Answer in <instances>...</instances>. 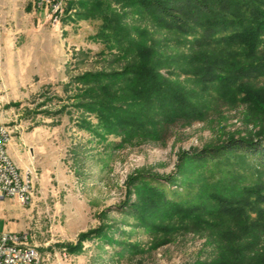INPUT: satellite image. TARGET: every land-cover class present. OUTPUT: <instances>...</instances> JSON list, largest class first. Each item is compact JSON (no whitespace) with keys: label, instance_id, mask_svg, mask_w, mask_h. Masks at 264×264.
<instances>
[{"label":"rangeland","instance_id":"1","mask_svg":"<svg viewBox=\"0 0 264 264\" xmlns=\"http://www.w3.org/2000/svg\"><path fill=\"white\" fill-rule=\"evenodd\" d=\"M208 1L185 29L143 0H69L56 17L0 0V124L33 189L28 203L0 199V232L27 233L43 264L264 260V168L229 151L198 158L264 134V74L218 68L264 60V34L257 53L240 49L226 0ZM132 64L164 83L146 103L121 90L135 78L109 76ZM89 86L118 94L102 95L115 98L104 113ZM128 117L144 131L125 132Z\"/></svg>","mask_w":264,"mask_h":264},{"label":"trees","instance_id":"2","mask_svg":"<svg viewBox=\"0 0 264 264\" xmlns=\"http://www.w3.org/2000/svg\"><path fill=\"white\" fill-rule=\"evenodd\" d=\"M223 3L224 6L221 8H225V17L227 15H231L232 17L230 21L226 20L224 28H229L230 25L235 29L233 33H230L229 41L236 44V46L242 50L247 49L252 53H257V50L262 43L260 37L264 34V0H226ZM212 5L213 4L209 1L207 2V0H143L142 2L144 11L152 12L166 20L168 23L185 29L191 28V16L189 13L194 10H200L211 14L214 11ZM216 7L219 8L220 6L216 4ZM231 43H229V45H232ZM248 57H251V54L248 55ZM250 59L252 60L245 63L243 66L239 65L234 69L229 70L227 66H219L218 68H221L220 70L223 72L228 71L231 75L235 76H244L246 74L250 76L252 73L264 74V60ZM158 74L159 73L155 72V67L152 65L132 64L126 71L114 73L109 76L121 77L122 82L128 80V78H135L136 80L133 83L126 85V88L121 87V90L124 91L126 89L129 92L128 95H132L131 97L135 102L146 103L147 101L144 98L145 95H155L154 93H157V91L160 92L161 87L164 84L162 79L158 77ZM221 80H223V78ZM103 90L104 88L98 90L93 87L85 90V93L88 94L86 96L91 99V102L89 101L88 104H91L92 110L100 113H104V109L110 107L109 102L115 99L107 98V96L103 97L102 95H105L104 93H107V95H118L115 93V90L111 91V89H109L104 93ZM244 90L247 93L246 95H249L248 98L255 99L256 95H258L246 86L244 87ZM117 118L121 120L118 115ZM119 125H125V132L137 133L144 131L142 126L136 123L133 119H130V117L125 119V121L123 118V121H121ZM225 151L235 152V155L239 156V158L242 157V159H247L251 156L257 160V165L264 168V134L250 139L242 137L230 138L220 147H211L208 150L204 149L198 154V158L207 160L208 158H213L218 152L221 153ZM91 235L92 233L83 234L80 237V242L78 244L70 245L68 248L71 251L78 250L81 248V242ZM198 264H264V260L252 263L224 261L221 263Z\"/></svg>","mask_w":264,"mask_h":264},{"label":"built area","instance_id":"3","mask_svg":"<svg viewBox=\"0 0 264 264\" xmlns=\"http://www.w3.org/2000/svg\"><path fill=\"white\" fill-rule=\"evenodd\" d=\"M68 0H38V6L44 5L50 16H55L62 11L63 5ZM4 138H9V133H4L0 127V199L9 197L22 203H28V187H22L13 166L8 159H3L2 144ZM39 249H33L30 245V237L27 233L17 231L0 232V264H37Z\"/></svg>","mask_w":264,"mask_h":264},{"label":"bare ground","instance_id":"4","mask_svg":"<svg viewBox=\"0 0 264 264\" xmlns=\"http://www.w3.org/2000/svg\"><path fill=\"white\" fill-rule=\"evenodd\" d=\"M0 127H2V129L4 130V133H9L6 126L0 124ZM8 142H9V138H4V143L2 144L3 159H8V162H10V164L13 166V171H15V174L17 175L18 180H20V184L22 185V187H28L27 198L31 199L33 197V189L31 185V180L28 177V173L24 174L22 170L20 169V167H18L17 164L14 162V160L11 158L8 152V148H7ZM30 245L32 246L33 249H38L36 246L32 245L31 243ZM37 264H43L42 254L40 251L38 252V263Z\"/></svg>","mask_w":264,"mask_h":264},{"label":"crops","instance_id":"5","mask_svg":"<svg viewBox=\"0 0 264 264\" xmlns=\"http://www.w3.org/2000/svg\"><path fill=\"white\" fill-rule=\"evenodd\" d=\"M10 154V153H9ZM11 156V155H10ZM11 158L14 160V162L16 163V164H18V161H17V159H15L16 157H12L11 156ZM14 200V199H13ZM13 231H15V230H13Z\"/></svg>","mask_w":264,"mask_h":264}]
</instances>
